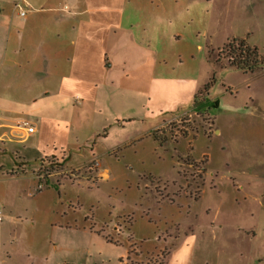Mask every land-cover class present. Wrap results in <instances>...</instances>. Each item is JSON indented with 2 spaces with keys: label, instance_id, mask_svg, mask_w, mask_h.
Wrapping results in <instances>:
<instances>
[{
  "label": "rangeland",
  "instance_id": "obj_1",
  "mask_svg": "<svg viewBox=\"0 0 264 264\" xmlns=\"http://www.w3.org/2000/svg\"><path fill=\"white\" fill-rule=\"evenodd\" d=\"M124 11L137 23L117 32L115 83L92 101L70 98L65 109L55 96L45 100L46 115L72 124L62 174L49 177L58 170L50 167L41 171L47 183L38 181L41 156L28 148L31 139L6 152L0 146V208L11 216L0 264L35 263V243L47 224L67 219L60 211L68 202L72 226L116 239L127 252L141 239L152 241L150 250L168 245L166 264L181 241L192 248L191 264H248L264 255V0H126ZM240 39L257 50L253 72L221 52ZM148 41L155 71L145 63ZM18 118L34 124L36 116ZM12 222L20 225L15 236ZM74 237L78 246L85 241ZM104 247H79L72 262L116 264L126 249Z\"/></svg>",
  "mask_w": 264,
  "mask_h": 264
},
{
  "label": "crops",
  "instance_id": "obj_2",
  "mask_svg": "<svg viewBox=\"0 0 264 264\" xmlns=\"http://www.w3.org/2000/svg\"><path fill=\"white\" fill-rule=\"evenodd\" d=\"M125 6L126 0H0V146L6 152L9 143L31 139L28 148L42 157L38 158L41 164L40 172L36 173L38 181L47 183V176L41 171L48 172L50 167L58 170L48 172L49 177L62 174L66 154L72 152L69 143L72 124L60 113L53 117L46 115L45 100L55 96L59 109H65L70 98L92 101L100 87L115 83L119 70L114 68L111 57L122 56L117 32L125 23L130 26L137 23L134 16L132 19L126 16ZM130 7L134 10L138 3H130ZM22 11L24 15L20 14ZM147 45L152 54L145 63L152 60L155 71L157 54L149 41ZM137 79L149 82V77L131 80ZM30 113H35L36 118L34 124L28 123L34 128L28 133L18 116ZM72 214L76 213L68 202L60 211V216L67 219L57 224L48 222L45 237L40 236L41 240L35 243L40 251L35 254L33 264H75L72 254H77L76 249L82 247L87 251L96 243L105 246V251L109 246L126 248L120 241L103 239L85 226H72V221L76 223ZM9 217L4 213L0 223V242L4 222ZM12 223L15 236L20 225ZM77 233L85 238L81 246L74 240ZM149 242L152 243L146 240L144 245L149 247ZM173 247V264H191L193 251L186 241ZM11 251L17 252L16 246ZM126 254L127 248L120 253L116 264H126ZM114 260L107 257L100 264H115ZM248 264H264V255L256 256Z\"/></svg>",
  "mask_w": 264,
  "mask_h": 264
},
{
  "label": "trees",
  "instance_id": "obj_3",
  "mask_svg": "<svg viewBox=\"0 0 264 264\" xmlns=\"http://www.w3.org/2000/svg\"><path fill=\"white\" fill-rule=\"evenodd\" d=\"M221 52L231 66L243 71L253 72L260 61L256 48L249 46L243 39L228 42ZM108 240L113 241L112 238ZM145 241L141 239L132 244L134 250L127 252L126 264H166L172 247L153 244L150 250L144 247Z\"/></svg>",
  "mask_w": 264,
  "mask_h": 264
},
{
  "label": "built area",
  "instance_id": "obj_4",
  "mask_svg": "<svg viewBox=\"0 0 264 264\" xmlns=\"http://www.w3.org/2000/svg\"><path fill=\"white\" fill-rule=\"evenodd\" d=\"M20 14H21V15H24V12L22 11ZM21 125H22V127L25 128V130H26L28 133H31V132L34 131V128H33L32 126L28 125V123H26V122L21 123ZM39 187L41 188V185H38V188H39ZM3 219H4V213H3L2 208H0V223L2 222Z\"/></svg>",
  "mask_w": 264,
  "mask_h": 264
}]
</instances>
